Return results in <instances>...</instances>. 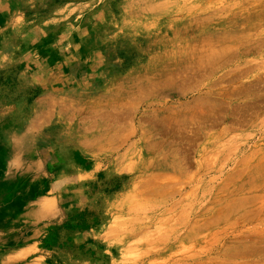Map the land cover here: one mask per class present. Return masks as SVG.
I'll return each instance as SVG.
<instances>
[{
  "label": "rangeland",
  "instance_id": "374dc122",
  "mask_svg": "<svg viewBox=\"0 0 264 264\" xmlns=\"http://www.w3.org/2000/svg\"><path fill=\"white\" fill-rule=\"evenodd\" d=\"M0 264H264V0H0Z\"/></svg>",
  "mask_w": 264,
  "mask_h": 264
},
{
  "label": "bare ground",
  "instance_id": "6f19581e",
  "mask_svg": "<svg viewBox=\"0 0 264 264\" xmlns=\"http://www.w3.org/2000/svg\"><path fill=\"white\" fill-rule=\"evenodd\" d=\"M146 184V183H145ZM150 188V187H149ZM153 209V208H152Z\"/></svg>",
  "mask_w": 264,
  "mask_h": 264
}]
</instances>
